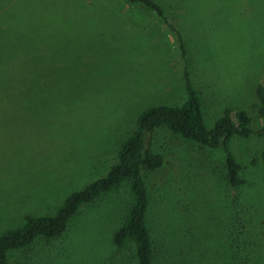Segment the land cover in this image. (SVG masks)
Instances as JSON below:
<instances>
[{
	"label": "rangeland",
	"instance_id": "rangeland-1",
	"mask_svg": "<svg viewBox=\"0 0 264 264\" xmlns=\"http://www.w3.org/2000/svg\"><path fill=\"white\" fill-rule=\"evenodd\" d=\"M157 1L182 32L185 61L167 24L124 0H0V233L26 215L53 214L72 191L103 175L140 111L183 100L184 65L208 127L224 107L256 100L264 0ZM150 142L164 156L145 178L153 232L188 242L182 235L191 229L196 243L207 233L219 250L230 211L221 151L163 131ZM261 144L257 136L234 137L230 149L244 167L241 201L264 264L262 167L250 163ZM130 201L125 185L102 194L63 236L13 253L9 264L40 263L47 254L51 264H114L111 234Z\"/></svg>",
	"mask_w": 264,
	"mask_h": 264
},
{
	"label": "trees",
	"instance_id": "trees-1",
	"mask_svg": "<svg viewBox=\"0 0 264 264\" xmlns=\"http://www.w3.org/2000/svg\"><path fill=\"white\" fill-rule=\"evenodd\" d=\"M124 2L151 11L167 24L176 36L185 61L182 32L169 21L170 17L157 0ZM13 74L8 73L10 79ZM183 90L184 98L179 104L150 105L138 113L135 128L121 141L114 161L103 175L72 191L53 214L26 215L20 226L0 233V264H9L13 253L29 249L40 240L60 238L82 207L120 185L127 187L131 201L110 238L114 248L113 258L119 264H260L262 257L255 239L260 235H253L250 230L253 218L247 216L240 196L241 187L246 182L244 167L232 153L230 144L234 137L248 139L257 136L262 139L258 158H252L250 163L261 164L264 182V74L263 82L255 87L254 102L245 108L224 107L209 127L205 124L202 100L192 83L187 65L183 67ZM257 119H263L260 127L254 125ZM157 131L171 133L205 149L221 151L224 170L219 177L225 187L224 207L230 211L220 228L222 247L219 250H214L216 239L209 238L207 233L201 237L203 241L196 243L192 240L195 233L189 228L190 232L185 230L182 235L188 238L189 234V240L183 242L162 235L166 230L160 236L150 227L148 215L152 206V191L145 178L146 174L157 171L164 164L163 154L150 142V137ZM203 245L205 247L201 248ZM125 251H130V255L126 256ZM49 258L47 254L41 256L40 263L28 260L30 264H51Z\"/></svg>",
	"mask_w": 264,
	"mask_h": 264
}]
</instances>
